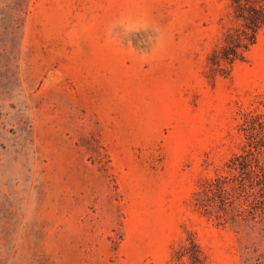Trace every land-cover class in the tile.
I'll return each mask as SVG.
<instances>
[{"label": "rangeland", "instance_id": "rangeland-1", "mask_svg": "<svg viewBox=\"0 0 264 264\" xmlns=\"http://www.w3.org/2000/svg\"><path fill=\"white\" fill-rule=\"evenodd\" d=\"M251 6L0 0V264H264L194 203L264 117Z\"/></svg>", "mask_w": 264, "mask_h": 264}, {"label": "trees", "instance_id": "trees-1", "mask_svg": "<svg viewBox=\"0 0 264 264\" xmlns=\"http://www.w3.org/2000/svg\"><path fill=\"white\" fill-rule=\"evenodd\" d=\"M263 20L264 6H251L247 16L250 27ZM260 118L244 117L240 125L245 133L241 150L194 192L197 208L220 224L247 225L264 231V117ZM182 255H188L192 264L200 262L195 243Z\"/></svg>", "mask_w": 264, "mask_h": 264}]
</instances>
